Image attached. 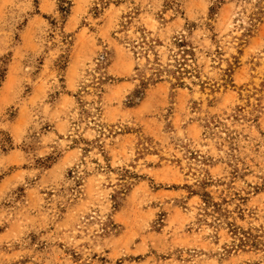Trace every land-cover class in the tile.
<instances>
[{
	"label": "rangeland",
	"instance_id": "1",
	"mask_svg": "<svg viewBox=\"0 0 264 264\" xmlns=\"http://www.w3.org/2000/svg\"><path fill=\"white\" fill-rule=\"evenodd\" d=\"M0 264H264V0H0Z\"/></svg>",
	"mask_w": 264,
	"mask_h": 264
}]
</instances>
